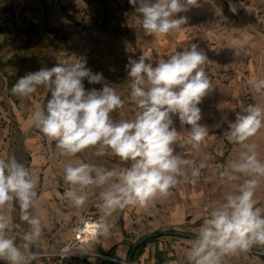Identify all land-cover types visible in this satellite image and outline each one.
<instances>
[{
  "label": "clouds",
  "instance_id": "9594fccd",
  "mask_svg": "<svg viewBox=\"0 0 264 264\" xmlns=\"http://www.w3.org/2000/svg\"><path fill=\"white\" fill-rule=\"evenodd\" d=\"M214 6V0H204ZM141 17L143 35H167L179 32L188 24L187 16H178L200 0H129ZM250 37L241 34L240 45L234 48L239 56ZM145 55L129 57L128 96L136 105L134 118H111L124 101L102 73H94L86 62L75 60L63 66L29 72L11 88L13 94L27 98L43 86L51 98L36 105L31 118L35 127L50 141L56 142L59 154L69 158L61 175L68 186L64 196L77 209L82 208L99 189L98 221L93 225L97 235L108 237L114 226L111 217L117 210L129 206L146 208L153 201L172 195V189L182 183L197 184L207 158L193 163L174 145L181 134L174 126L173 116L181 126L189 125L186 143L199 150L208 136L202 119V100L213 89L206 74L208 57L195 43L156 66L146 63ZM54 77V78H53ZM103 84L100 90L86 91L83 80ZM253 87L264 92V78ZM264 128V107L249 104L236 113L223 136L243 149L239 158L231 160L219 172L221 183L239 182L236 191L224 196L202 220L194 242L187 251L188 264H223V258L264 246V208L257 206L256 189L264 179V160L258 156L255 144L248 143ZM89 148H97L98 156L117 157L125 166L106 168L76 157ZM31 171L14 156L0 157V259L8 264H32L39 258L44 229L43 215H33L39 196ZM18 204L20 219L30 226L18 245L11 235L14 227L11 212Z\"/></svg>",
  "mask_w": 264,
  "mask_h": 264
},
{
  "label": "rangeland",
  "instance_id": "374dc122",
  "mask_svg": "<svg viewBox=\"0 0 264 264\" xmlns=\"http://www.w3.org/2000/svg\"><path fill=\"white\" fill-rule=\"evenodd\" d=\"M200 2V7L178 14L188 17L185 26L224 29L228 33L245 30L254 40L263 38L264 45V0H214V6L204 0ZM176 33L179 32H172ZM148 37L143 35L141 17L129 0H0V156H14L27 167L28 145L32 139L39 135L47 146L48 138L35 127L31 115L36 105L43 106L51 98V93L43 86L27 98L11 91L21 77L41 67L85 61L94 73L103 74L105 82L124 101L122 108L110 114L111 118L116 121L134 118L136 105L128 96L129 57L137 59L145 55L150 57L146 63L156 66L160 60H166V55L175 54V51H165L158 61L152 59ZM82 82L86 91L103 87L87 79ZM249 102L255 104L254 100ZM257 103L264 107V92ZM28 121V129L22 128ZM223 133L218 134L216 144L206 153L209 172L204 185L210 194L209 211L225 195L235 192L236 184L245 179L242 176L239 182L220 181L219 172L229 161L238 159L243 150L239 144L228 142ZM248 143L256 145L259 158L264 160V128ZM97 151L89 148L82 156H94ZM199 182L202 185L203 180ZM254 198L257 206L264 208V179L260 180ZM198 230L187 231L197 233ZM248 251L259 253L254 249ZM259 257L264 261V254L259 253Z\"/></svg>",
  "mask_w": 264,
  "mask_h": 264
},
{
  "label": "crops",
  "instance_id": "0c3cea01",
  "mask_svg": "<svg viewBox=\"0 0 264 264\" xmlns=\"http://www.w3.org/2000/svg\"><path fill=\"white\" fill-rule=\"evenodd\" d=\"M223 31V32H222ZM212 28L195 29L191 26H182L179 33L149 36L151 49L149 54L158 61L160 54L165 51H183L195 43L208 57L206 74L214 89L203 98L198 105L201 108L202 119L199 123L208 128V136L201 143L199 150H193L187 144L189 125L181 126L178 117L173 116L174 126L180 136V143L173 147L175 152L181 153L193 163H199L201 158H207L208 149L216 144L218 134L228 128L229 122H234L236 113L241 107L251 104L249 100L261 98V91L256 90L253 84L256 80L264 78V45L263 38L249 39L247 45L240 49V55H234V48L240 45L241 34L247 35L245 30L229 33L227 30ZM136 111V110H135ZM135 114V113H134ZM30 121L22 124L28 129ZM47 140V146L39 135L32 139L28 145L30 149L27 168L31 171L36 181V191L39 199L33 209V215H43L42 227L44 234L41 241V250L57 249L67 242L74 232V226L80 224L86 211L94 204L99 203L98 193L80 209L74 207L64 196L67 190L61 172L69 162V158L59 154L56 144ZM77 154L71 158L73 162L81 160L86 163L97 164L106 168L125 166L117 157L103 155L82 156ZM2 157V156H0ZM209 172V167L202 170L199 179L202 185L182 183L172 189V195L160 198L149 204L146 208L129 206L113 213L111 220L114 224L111 235L88 247L101 254L110 255L119 260L114 262L107 259L91 257L90 264H125L128 252L133 243L141 236L165 229L171 230H196L202 220L208 215L210 203L209 190L204 185V180ZM14 227L11 235L15 237L18 245L23 243L22 236L29 230L27 222L20 219L18 204L10 213ZM194 240L180 236L162 235L154 237L143 243L133 254L131 264H188L187 251ZM260 253V252H259ZM257 252H240L223 258V264H264ZM263 254V253H262ZM0 264H8L5 259H0ZM32 264H49L47 259L38 258Z\"/></svg>",
  "mask_w": 264,
  "mask_h": 264
},
{
  "label": "built area",
  "instance_id": "2783aa9c",
  "mask_svg": "<svg viewBox=\"0 0 264 264\" xmlns=\"http://www.w3.org/2000/svg\"><path fill=\"white\" fill-rule=\"evenodd\" d=\"M173 54L166 55V59ZM97 204L91 206L85 213L82 222L74 226L73 236L62 246L52 250H41L39 258L47 259L49 264H90L88 258L96 257L119 262L113 256L101 254L88 247L89 243L102 240L105 237L97 235L93 225L98 221Z\"/></svg>",
  "mask_w": 264,
  "mask_h": 264
},
{
  "label": "water",
  "instance_id": "95a60500",
  "mask_svg": "<svg viewBox=\"0 0 264 264\" xmlns=\"http://www.w3.org/2000/svg\"><path fill=\"white\" fill-rule=\"evenodd\" d=\"M195 234L193 232H189V231H184V230H171V229H165V230H159V231H155L146 235L141 236L135 243L132 244L128 255H127V259L125 261V264H131V259L133 254L135 253V251L146 241L154 238V237H158V236H162V235H173V236H180L186 239H192L194 240L195 238ZM254 249L255 251H258L260 253L264 254V248H251Z\"/></svg>",
  "mask_w": 264,
  "mask_h": 264
},
{
  "label": "trees",
  "instance_id": "16d2710c",
  "mask_svg": "<svg viewBox=\"0 0 264 264\" xmlns=\"http://www.w3.org/2000/svg\"><path fill=\"white\" fill-rule=\"evenodd\" d=\"M262 248H264V246H262ZM259 249H261V248H259Z\"/></svg>",
  "mask_w": 264,
  "mask_h": 264
}]
</instances>
